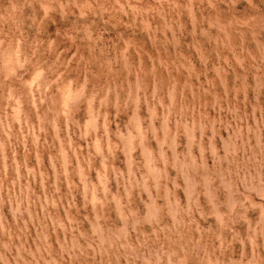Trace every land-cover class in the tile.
I'll return each mask as SVG.
<instances>
[{"label": "rangeland", "instance_id": "1", "mask_svg": "<svg viewBox=\"0 0 264 264\" xmlns=\"http://www.w3.org/2000/svg\"><path fill=\"white\" fill-rule=\"evenodd\" d=\"M0 264H264V0H0Z\"/></svg>", "mask_w": 264, "mask_h": 264}]
</instances>
